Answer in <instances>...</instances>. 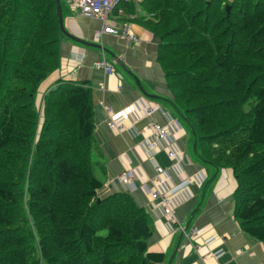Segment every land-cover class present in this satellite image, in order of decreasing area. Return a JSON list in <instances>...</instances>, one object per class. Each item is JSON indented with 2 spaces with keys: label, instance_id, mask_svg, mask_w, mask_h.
<instances>
[{
  "label": "trees",
  "instance_id": "1",
  "mask_svg": "<svg viewBox=\"0 0 264 264\" xmlns=\"http://www.w3.org/2000/svg\"><path fill=\"white\" fill-rule=\"evenodd\" d=\"M145 2L195 152L233 171L236 219L264 244V0ZM66 38L56 0H0V264H167L145 209L100 196L90 88L60 81L40 123Z\"/></svg>",
  "mask_w": 264,
  "mask_h": 264
},
{
  "label": "crops",
  "instance_id": "2",
  "mask_svg": "<svg viewBox=\"0 0 264 264\" xmlns=\"http://www.w3.org/2000/svg\"><path fill=\"white\" fill-rule=\"evenodd\" d=\"M124 9L127 15L135 17L126 22L137 42L104 35L102 42L96 43L101 21L88 19L68 5L64 26L75 37L115 54L137 76L144 91L158 98H146L134 78L109 54L68 38L62 44L60 69L39 91L44 94L54 89L60 80L90 88L95 120V172L104 185L100 196L126 193L145 209L154 229L150 252L164 254L167 264H264V244L248 236L236 219L238 184L233 171L216 170L200 160L195 152L194 130L181 123L184 116L171 103L172 93L159 61L160 43L147 27L154 19L148 3ZM102 58L113 65L114 74L108 75L97 66ZM146 107L155 109L150 117L145 115ZM109 123L117 128L110 129ZM150 123L170 131L166 143L154 151L147 147L152 138L147 130ZM169 146L175 149L178 161L168 157ZM158 167L163 169L161 175L156 172ZM126 170L135 171V179L129 185L119 180ZM158 185L173 200L175 224L164 217L160 203L151 198V191ZM193 229L199 233L190 238L188 233Z\"/></svg>",
  "mask_w": 264,
  "mask_h": 264
},
{
  "label": "built area",
  "instance_id": "3",
  "mask_svg": "<svg viewBox=\"0 0 264 264\" xmlns=\"http://www.w3.org/2000/svg\"><path fill=\"white\" fill-rule=\"evenodd\" d=\"M66 4L73 10L81 14L88 19H97L102 23V29L95 35V42L101 43L104 35H110L119 39H125L130 42H137V37L131 31L130 25L126 21H132L135 19L132 15H127L125 12V6L142 5L145 0H65ZM125 19V21H123ZM123 21V22H122ZM97 66L103 69L106 74L112 75L115 73V69L106 58H102ZM155 111L152 107H146L145 115L150 117ZM110 129L117 128L114 123H109ZM121 129V128H120ZM147 130L151 133V139L147 142V147L154 151L159 147H162L170 136V131L167 127H163L157 123H150L147 126ZM167 155L170 159H176L177 154L173 147L167 148ZM158 175L163 173V169L156 168ZM135 179V171L126 170L120 176V182L123 185H129ZM160 184L163 182L159 180ZM158 181V182H159ZM151 198L153 201H158L162 206L164 217L172 224L176 223L175 209L173 206V200L171 196L165 192L162 186L158 185L151 191ZM185 233V231H184ZM198 230L193 229L188 233V237L192 238L198 234Z\"/></svg>",
  "mask_w": 264,
  "mask_h": 264
},
{
  "label": "water",
  "instance_id": "4",
  "mask_svg": "<svg viewBox=\"0 0 264 264\" xmlns=\"http://www.w3.org/2000/svg\"><path fill=\"white\" fill-rule=\"evenodd\" d=\"M56 3H57V13H58V18H59V23H60V27H61V30L63 31V33L65 34V36L70 39L71 41H73L74 43H77V44H80V45H84L86 47H90V48H95V49H98L100 51H102L104 54H109L110 57L115 61V63L117 65H119L128 75L132 76L134 78V80L136 81V84L139 88V90L142 92V94L146 97V98H150V99H156L158 97H155V96H152L148 93H146L144 91V89L142 88V85L140 84V81L138 80L137 76L132 72L130 71L126 65L124 64V62L119 59L118 57H116L115 54L111 53L110 51L106 50L105 48H103L102 46L100 45H97V44H92V43H89V42H86L82 39H79L77 37H75L74 35L68 33L65 29V26H64V17H63V11H62V6H61V0H56ZM227 11H230V6H227L226 7ZM172 105H174V103L171 101ZM176 108V107H175ZM194 135H195V131L193 132ZM183 236L181 235V238Z\"/></svg>",
  "mask_w": 264,
  "mask_h": 264
},
{
  "label": "rangeland",
  "instance_id": "5",
  "mask_svg": "<svg viewBox=\"0 0 264 264\" xmlns=\"http://www.w3.org/2000/svg\"><path fill=\"white\" fill-rule=\"evenodd\" d=\"M63 2V5H64V9H67V4L65 2V0H62ZM60 81H63V80H60ZM49 91V90H48ZM46 91L44 94H42L40 91L38 93V96H37V109L38 111L40 112V123L41 125L43 124V121H44V113H45V103H44V97L50 92ZM181 119V123H183L184 125L186 126H189L188 122L186 121L185 118H180ZM41 125H40V128L41 129ZM95 176L98 178V175H97V172H95ZM99 179V178H98ZM100 180V179H99Z\"/></svg>",
  "mask_w": 264,
  "mask_h": 264
}]
</instances>
